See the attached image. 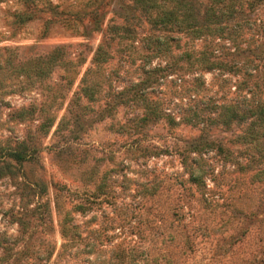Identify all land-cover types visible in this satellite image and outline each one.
Here are the masks:
<instances>
[{
    "label": "rangeland",
    "instance_id": "rangeland-1",
    "mask_svg": "<svg viewBox=\"0 0 264 264\" xmlns=\"http://www.w3.org/2000/svg\"><path fill=\"white\" fill-rule=\"evenodd\" d=\"M143 3L0 0V264H264V0Z\"/></svg>",
    "mask_w": 264,
    "mask_h": 264
},
{
    "label": "trees",
    "instance_id": "trees-1",
    "mask_svg": "<svg viewBox=\"0 0 264 264\" xmlns=\"http://www.w3.org/2000/svg\"><path fill=\"white\" fill-rule=\"evenodd\" d=\"M135 1L137 3H140L141 5L148 4L147 7H153L154 6V3H143V0H135ZM178 5H180V4L178 3ZM179 10H181V9H178V12L176 14H179ZM189 16H190V14L183 15L182 18L180 20H178L179 18L177 19V16L174 13H172V12L163 13L161 17H158V21L162 22V23H167V22L171 23L172 20H174L175 26H177L179 28H185V27H188L187 26V24H189L188 22H191V21H187V20H189V18H187ZM183 24H185V25H183ZM187 29H191V28H187ZM199 31L200 30L198 28L191 29V32L194 33V34L198 33ZM10 154L16 160H22V159L25 158V155L19 150L13 151ZM191 176H192V178H194V180H196L195 179L196 178L195 175L191 174Z\"/></svg>",
    "mask_w": 264,
    "mask_h": 264
}]
</instances>
